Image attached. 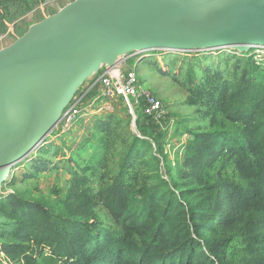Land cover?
Returning a JSON list of instances; mask_svg holds the SVG:
<instances>
[{"label": "trees", "instance_id": "trees-1", "mask_svg": "<svg viewBox=\"0 0 264 264\" xmlns=\"http://www.w3.org/2000/svg\"><path fill=\"white\" fill-rule=\"evenodd\" d=\"M236 56L246 62L236 65L233 78L204 67L198 79L192 70L187 102L221 120L194 133L177 156L172 168L181 180L167 200L132 171L149 154L161 167L170 159L161 144L166 133L142 117L153 139H132L117 176L93 187L88 168L76 171L82 187L75 201L83 208L61 213L16 192L1 200L7 223L0 227V252L33 260L31 239L66 264H264V67L245 53ZM97 121L107 132L106 118ZM34 168L48 169L38 161ZM94 206L107 211L109 224L87 209Z\"/></svg>", "mask_w": 264, "mask_h": 264}, {"label": "water", "instance_id": "water-1", "mask_svg": "<svg viewBox=\"0 0 264 264\" xmlns=\"http://www.w3.org/2000/svg\"><path fill=\"white\" fill-rule=\"evenodd\" d=\"M77 2L0 53V172L47 140L79 84L104 61L111 70L134 48L181 50L195 41L205 49L264 46V0Z\"/></svg>", "mask_w": 264, "mask_h": 264}, {"label": "rangeland", "instance_id": "rangeland-1", "mask_svg": "<svg viewBox=\"0 0 264 264\" xmlns=\"http://www.w3.org/2000/svg\"><path fill=\"white\" fill-rule=\"evenodd\" d=\"M75 1L0 0V53L22 39L36 24L58 14ZM204 46L202 42L195 41L181 50L159 48L139 50L136 54L134 51L138 48H134L128 53L126 64L113 73L119 74L122 70L126 72L134 69L141 83L162 99L169 116L176 122L175 125L174 122H167L169 132L161 142L168 150H171L169 135L176 144L183 141L187 144L194 138V133L211 129L221 120L208 114L206 107L201 103L191 105L187 102V81L192 70L198 79H201L204 67L220 69L227 78H233L237 73L236 65L242 67L246 62V57L236 56L240 54L229 47L205 49ZM107 67L108 64L102 62L79 84L75 95L79 97L81 93L87 94L82 101V115L73 123L69 132L61 138L50 134L28 158L10 169L0 183V201L9 193L16 192L61 213L83 208L77 206L78 202L75 201L76 191L82 187L78 183L80 177L76 171L88 168L86 173L95 181V187L101 183L100 179L107 182L117 176L122 157L135 136L152 141L154 133L151 129L140 122L142 118L133 119L126 104L121 100L113 103L112 111L96 113L97 109L91 101L99 97L102 85L97 79L102 73L111 71ZM100 118H106L108 121L105 124L107 132L99 127L102 122L97 119ZM156 143L158 145L160 142ZM186 144L180 147V151H186ZM144 159L148 162L138 163V168H132V171H138L148 185L159 187L160 194L163 193L162 196L167 200L171 195L170 187L175 181L181 180L177 168H172L171 159H167V165L161 167L153 154ZM36 161L45 163L48 169L35 173ZM228 170L232 171V168L229 167ZM27 175L32 177L28 178ZM178 191L181 189L178 188ZM87 209L94 211L106 224L111 222L102 206ZM5 223L7 220L0 214V227ZM2 240L0 238V243ZM26 243L31 244L32 252L27 253L33 254V260L28 261L23 254H6L1 251L0 264H60V260L67 262L66 259L56 256L47 244L38 245L31 239Z\"/></svg>", "mask_w": 264, "mask_h": 264}, {"label": "built area", "instance_id": "built-area-1", "mask_svg": "<svg viewBox=\"0 0 264 264\" xmlns=\"http://www.w3.org/2000/svg\"><path fill=\"white\" fill-rule=\"evenodd\" d=\"M232 50H235L240 55L245 53L246 55L253 57L258 65L264 67L263 45H256L253 47H250L249 45L248 48L244 50H238L235 48H232ZM136 53L137 52L134 54ZM127 55L124 56V61L120 65L121 68L124 63L126 64L127 62ZM124 71L125 70H122L119 74H113L111 71H107L99 76L97 80L101 82L102 89L98 99L95 98L91 101V104L97 109L96 113L112 111L114 107L113 103L121 100L126 104L127 111L133 119L136 120L142 117H150L161 130L168 133L169 124H167V122H174V125L176 122L175 119L173 121L169 116L168 109L164 105L162 99L141 83L140 77H138L134 69H129L126 72ZM86 94L87 92H84L81 93L79 97L78 95L73 96L69 104L60 114L51 135L55 134L56 136L61 137L69 132L73 123H75L82 115V101ZM169 139L171 150H168L164 146L165 153L170 157L172 164L175 165L177 156L181 159L183 155L184 151H180V147H184L186 141L176 144L172 141L173 138L170 135ZM60 264H65V262L60 261Z\"/></svg>", "mask_w": 264, "mask_h": 264}, {"label": "bare ground", "instance_id": "bare-ground-1", "mask_svg": "<svg viewBox=\"0 0 264 264\" xmlns=\"http://www.w3.org/2000/svg\"><path fill=\"white\" fill-rule=\"evenodd\" d=\"M78 2L77 3H82L83 1H88V0H77ZM76 4H72L70 8H74ZM61 14H64V10H61ZM53 16H51L49 19H50V22L54 20V18H52ZM253 46H256V45H250V47H253ZM108 58V59H107ZM105 59H107L109 62H111L114 58L112 57V54H107ZM119 64L118 63H115L113 65L111 69V72L114 73V72H117L119 71ZM49 137V136H48ZM36 150V149H35ZM23 160H25L23 158ZM18 164V162H15L14 164L10 165V166H7L2 172H0V180L6 178V176L8 175V173L10 172V169L13 167V166H16Z\"/></svg>", "mask_w": 264, "mask_h": 264}]
</instances>
